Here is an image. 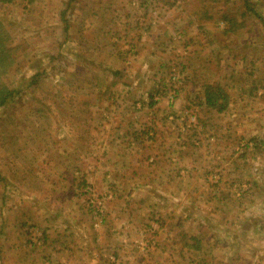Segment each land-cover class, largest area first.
<instances>
[{"label":"crops","instance_id":"crops-1","mask_svg":"<svg viewBox=\"0 0 264 264\" xmlns=\"http://www.w3.org/2000/svg\"><path fill=\"white\" fill-rule=\"evenodd\" d=\"M15 1L9 3L0 0V3L12 5ZM125 1L129 3V6L130 4H137V0ZM139 5L140 9L130 7L129 10L133 11L131 14L119 13V9L116 7L113 10H105L107 8H104L97 18H103V22L108 21L107 18L110 22L111 19H114L112 23L116 22V29L107 26L103 32L108 41L99 46V42L91 40L90 49L87 50L89 57L86 56V51L82 52V44L85 46V43H79L81 46L77 47L79 50L77 51V68L75 69L77 70V78L79 77L80 66L92 69L98 65L93 63L92 59L87 58H94L90 56L99 48H102V53L107 56L106 59L112 58L114 64L121 62L122 68L115 69H109L111 67L108 64H101L106 73L107 70H109V74L112 72L109 76L112 85L120 84L119 91H112V96L110 92L101 93V97L108 94L106 98L109 101L107 107L103 108V110L106 108L105 111L101 112L104 115H106V111L109 114L115 113L117 120H104L106 121L104 122L99 118L96 123L93 117L96 116L97 112L100 113V109L91 107L89 101H85L83 106L77 107V119L79 116L77 127L71 128V123L54 122L56 131H61L63 128L64 131L61 136L56 137L51 143L46 139L36 141L40 152H44L41 155L42 159L50 157L51 152L56 151L62 153L64 164L73 158L76 166L73 168L72 177L77 179V186L83 187L85 183L88 184L87 182H89L93 184L96 193L101 196L109 194L112 189L115 190L107 198L105 206L107 222L113 225L114 229L111 231L102 225L95 230L91 237L88 231L92 229V223L86 222V218L74 219L76 223L72 221L70 227L58 216L49 218V213L53 210L51 207L56 205L47 202L49 197L46 196L44 199L43 194L46 191L52 192V190L49 191L48 189V181H39L44 178H37L35 173L39 167L35 165L36 161L33 157L29 159L27 156V150L32 151V144L30 141L26 142L27 138H25L24 141L27 144L24 142L26 145L24 144L25 147L22 149L24 153L22 157L17 149H13L9 153H1H5L6 161L8 159L16 161L21 157L24 164L20 169H17L10 162L8 164L11 166L7 169L11 171L10 173L4 169V172L0 170V182L5 181L7 184L6 189L0 193L2 207L0 209V264H157L154 261L158 262L159 260L160 264H172L173 260H175L173 264H195V255L191 249L203 250L201 251L203 255H199L200 259L196 264H264V171L259 172L257 169L247 171L242 158L227 163L224 173L222 171L219 173V180L214 184L212 183L213 188H215L211 190L212 192L200 186L203 190L202 193L211 196V199L217 203L219 215L202 214L201 210H206L209 201L198 200L197 197L189 194V183L186 182L187 179H191L189 177L185 179V191L181 189L182 192L178 191L180 189H171L173 178L167 179L161 189L158 186L130 185V179H133L136 173L140 176L142 169L147 170L148 176H160L158 165L163 160L162 156L167 152L170 154L174 145L171 142L167 146V143L159 137L156 139V135L149 139L146 135L154 128L152 121L139 120L147 111L146 108L142 109L139 99L147 96L148 93L140 94L144 89L143 85L138 87L136 84L145 83L148 79H150L149 82L153 81L152 78L155 77L150 73L154 74V66L158 63V58L160 61L157 67H162L165 64L166 57H161V49L158 46L165 47L168 45L171 49L173 48L170 37L168 40L166 33L160 35L158 28L161 22L164 20L166 26L174 24V29L179 30L183 36L196 33L195 29L197 32H206L212 35V38L210 36L211 43L216 42L215 38L218 34L221 35L224 40L216 44V57L221 59V64L227 61V64L234 66L233 68L241 67L237 71L241 76L246 79L247 75L249 77L253 75L252 83H260L264 79V0H139ZM155 9L157 11L152 12ZM229 19H232L233 23H229ZM0 20L3 22L4 19L0 17ZM167 28L169 29V27ZM230 34H233V37L227 38L226 36ZM188 43L193 44L190 40ZM174 48L176 49V47ZM129 58L135 60V63L128 62ZM127 64L145 67L146 75L144 73L139 77L134 75L132 73L134 71L130 70ZM182 68L185 73L184 80L190 86L195 88L196 85H202L204 97L200 104L214 109L205 101V86H219V82H215L217 85L215 83V85L210 84L208 75L203 77V83L198 82L197 79L201 76L199 75V70L202 68L200 66H198V70L192 71L189 68V63H183ZM66 75L68 76V74ZM89 80L93 81L92 79ZM95 82L98 81L95 80ZM80 90L82 92L87 91L84 88ZM91 92L94 93L95 91L91 90ZM243 92L247 93L244 90ZM247 94L250 98L255 97L250 93ZM263 95L264 89L263 92L258 90L256 93V96ZM63 97L65 98L66 95ZM117 98L122 102V105L113 107ZM148 112L151 113V111ZM85 114L89 115V117L86 116L88 120L80 121L82 118L80 115ZM192 126L195 128L196 124L192 123ZM76 130L77 132H75ZM97 131H101L99 135H97L99 133ZM3 140L6 141L7 139L3 138ZM19 140H15V143ZM177 143L178 141L175 144ZM195 144L196 140H194L193 135L192 138L189 136L187 143H180L177 151L183 153V148H187L185 155L189 158L193 154L192 148ZM160 148H163L161 150L164 152L162 155L158 152ZM190 148L191 151L189 152ZM240 156H243L242 153ZM166 159L169 158L166 157ZM222 161L226 160L223 158ZM209 172L199 173L198 178H203V182H207L206 178H208ZM245 172H249L250 175L247 176ZM231 174L233 177L230 176ZM33 175L36 180H33ZM243 178L251 179L247 187L243 188L246 191L241 192L242 189L236 187H233L234 189L232 188L231 191L229 190L230 186L239 185ZM227 180H229L228 185L225 184ZM13 187L17 190V196L12 195L11 188ZM142 187L148 193L144 194L147 195L154 194V191L171 195L178 194V196L179 193L180 196L185 195L183 196L185 200L181 197L184 200L185 210L182 206L183 202L176 204L180 208L182 207L179 211L182 210L184 214L178 215L179 211L175 214L186 225L185 229H181L180 235H167L162 240L158 239L157 245L152 251L144 250L135 246L138 245L137 243H133L137 240L142 242L143 239L139 235L142 234L146 238L145 235L148 231L144 229L151 225L147 219L144 221L137 220L140 214L144 215L143 212L147 207L143 206L142 208L140 201L139 204H135L137 207H130L133 200H127L128 196L137 193V188L143 189ZM165 188L169 189L168 192ZM127 189L128 192H126ZM233 191H237L234 192L237 196L234 195ZM36 192L42 193L40 200H38ZM230 192L234 195L233 202L227 201L228 203L225 205L226 197H229ZM67 194L68 192L61 193L62 201ZM244 194H249L246 195V198L248 197L250 201L243 202ZM236 198H239L240 201L236 202ZM256 198L259 200L253 202ZM62 204L64 205V203ZM198 204L201 206H197L198 213L196 214L195 206ZM229 205L232 207H228ZM57 206L60 204L58 203ZM116 209H121V214L120 212L117 213ZM36 211L42 213L40 223L34 222L33 216ZM230 213V217H225L226 214ZM122 214L126 217L123 216L122 218ZM221 216H223L222 219ZM157 221H160V228H162L164 221L160 217ZM195 223H199L197 226L203 230L194 232ZM134 224L139 227L138 230H141V233L138 232L137 238L132 239L129 234H125V231L130 226L133 228ZM35 227L37 230L41 229L42 239H40V235L33 237ZM80 231H85V236L89 235V238H82ZM109 231L116 233L108 234ZM119 231L122 232L119 234ZM158 233L159 231H154L155 235ZM205 241L212 243L209 245L210 250H205V245H203ZM86 242H93V246L90 247ZM178 245L180 249H176ZM38 246L42 247L43 252L38 253V249L34 252L36 248H39ZM94 246L95 248L91 249ZM133 246L136 248H132ZM166 250H169L170 253L166 254ZM174 251H178L177 254H174ZM153 258L157 259L152 260Z\"/></svg>","mask_w":264,"mask_h":264},{"label":"rangeland","instance_id":"rangeland-1","mask_svg":"<svg viewBox=\"0 0 264 264\" xmlns=\"http://www.w3.org/2000/svg\"><path fill=\"white\" fill-rule=\"evenodd\" d=\"M114 7L119 9V13L127 14L133 12L129 10L130 7L140 9L139 0H137L136 5L130 4V6L125 0H16L12 5L0 3V17L4 19L3 23L7 26L12 39L11 45L16 49L15 53L17 54V64L4 76L8 87L16 92L15 98L5 107L0 108V170L4 169L10 173L11 171L7 170L11 166L8 164L10 162L17 169H20L24 164L21 158L24 155L22 149L27 144L26 142L30 141L32 151L27 150V156L29 159L33 157L36 161L35 165L39 167L35 174L38 179L44 178L39 181H48V189L49 191L52 190L49 193L45 190L44 199L47 196L49 197L47 202L56 205L51 207L53 210L49 213V218L58 216L68 227H70L72 221L75 222L74 219L86 218V222L92 223V229L88 231L91 237L95 230L102 225L105 229L111 231L114 229V226L107 222L105 206L107 198L115 190L110 189L109 194L101 196L96 193L93 184L89 182L83 187L77 186V179L72 177L73 168L76 166L73 158L65 162L66 167L62 162V153L57 151L51 152L50 157L42 159L41 155L44 152H40L36 141L46 139L51 143L56 137L61 136L64 130L61 128V131H56L54 122L71 123V128L77 127V121H79V116L77 119V107L83 106L85 101H89L91 107L100 109V113L97 112L96 116L93 117L95 122L99 118L102 121L117 120L115 113L109 114L106 111L107 117L101 112L105 111L106 108L104 110L103 108L109 104L106 98L108 94L101 97V93H104V91L106 93L110 92L112 96V91L118 92L120 89V84L112 85L109 77L112 72L109 74V70H107L106 73L101 64H108L111 67L109 69H115L122 68L121 62L114 64L112 58L106 59L107 56L102 53V48H99L92 52L90 57L94 58H87L92 59L93 63L98 64L97 66L92 69L80 66L78 78L77 70H75L77 68V51H79L77 47L81 46L79 43L86 44L85 46L82 44V52L86 51V56L89 57V51L87 50L90 49L91 40H96L97 43L99 42V46H102L105 41H108L103 33L106 27L111 26L116 29V22L112 23L114 19H111L110 22L107 18L108 21L103 22V18H97L104 8H107L105 10H113ZM156 11L157 9L152 10L154 13ZM258 23L261 24V22ZM66 26L68 27L66 28ZM158 30L160 35L166 33L168 40L170 37L173 48L171 49L168 45L165 47L158 46L161 49V57H166L165 64L162 67L158 66L160 67L158 68L157 65L160 61V58H158V63L154 66V74L150 73L155 77L152 78L153 81L149 82L150 79H148L145 83L136 84L138 87L143 85L144 89L140 94L148 93L147 96L139 99L142 109L146 108L147 110L139 120L152 121L154 128L152 127V131H149V134L146 135L149 139L156 135V139L159 137L167 143V146L171 142L174 145L171 146L170 154L167 152L162 156L163 160L158 165L160 176H148L147 170L142 169L140 176L136 173L133 179H130V185L158 186L161 189L167 179L173 178L171 189H180L178 191L182 192V190L185 191V179L189 177L191 179L186 181L189 183V194L197 197L198 200L209 201L206 210H201L202 214L219 215L217 203L211 199V196L202 193L201 188H207L208 191L212 192L211 190L215 189L213 184L219 180V173L221 171L224 173L227 163L237 158L243 159V165L247 171L250 169L253 171L257 169L259 172L264 171V95L256 96L258 90L263 92L264 79L260 83H252L251 78H253V75L251 77L247 75L245 79L237 72L241 67L233 68L234 66L227 64V61L221 64V59L216 57V44L222 42L224 37L219 34L216 38L214 37L216 42L212 43L210 42V36L212 38V35L206 32H197L196 29V33L183 36L179 30L174 29V24L166 26L164 20L159 25ZM226 37L232 38L233 34ZM189 40L193 44L188 43ZM191 46L193 47L190 49ZM128 62L135 63V60L129 58ZM183 63H189V68L192 71L198 70V66L202 67L199 70L201 76L197 79L198 82L203 83L202 80L205 75H208L210 84L219 82L218 85L228 94V106L225 110L218 112L215 108L211 109L200 104L204 97L202 85H196L194 88L184 80ZM127 65L130 70L134 71L132 72L134 75L138 77L143 73L146 75L145 67L142 68V66L135 64ZM35 74L36 78L34 80ZM95 80L98 82H95ZM154 81L155 83H153ZM81 88L87 89V91L82 92ZM91 90L95 92L93 93ZM243 90L255 97L250 98L249 94L244 93ZM63 95H66V97L64 98ZM117 105H122L119 98L114 101L113 107ZM148 111H151V113ZM86 116V114L80 115L82 117L80 121L83 119L87 121L89 115ZM192 123L196 124L195 128ZM189 125L191 126L189 127ZM97 132H99L97 134L99 135L101 131ZM192 135L196 140V144L192 148L193 154L187 158L185 155L187 148H183V153H179L177 150H179V144L187 143L188 137L191 136L192 138ZM3 138L7 140L5 141ZM25 138H27L26 142L24 141ZM18 139L20 140L15 143V140ZM177 141L179 144H175ZM13 149H17L21 159L19 158L16 161L8 159L6 161L4 154L11 152ZM162 149H158L161 155L164 153L161 151ZM3 152L5 153L1 154ZM31 152L33 154H30ZM238 153L239 156H237ZM241 153L243 156H240ZM218 156L220 157L217 158ZM166 157L169 159H166ZM223 158L226 161H222ZM220 162L222 163L219 164ZM207 171H210L208 178H206L207 182H203V178H198V174ZM245 173L247 176L250 175L249 172ZM230 176L233 177V174ZM33 180H36L34 175ZM229 180L226 181V185L229 184ZM250 182V178H243L239 185L230 186L229 190L231 191L233 187H236L241 188V192H244L246 190H243V188L247 187ZM6 185L5 181L0 182V193L6 189ZM137 190V193L128 196L127 200H133L130 207H137L135 204H139V201L142 208L143 206L147 207L143 212L144 215L140 214L137 220L144 221L147 219L151 222V225L149 224V228L144 229L148 231L145 235L146 238L142 234H138V232L141 233V230H138L139 227H136V224L133 228L130 226L126 229L125 234H129L132 239L137 238L138 235L141 236L143 241L136 239L137 241L133 243L138 245L135 246L152 251L155 249L158 239L162 240L167 235H180L182 233L181 229H185L186 225L183 224L181 218L175 216L182 208L176 204L183 202L182 206L185 210V197H183L185 195L180 196L179 193L178 196V194L171 195L157 191H154V194L147 195L148 193L144 188H137ZM165 190L168 192L169 189L165 188ZM8 191L10 193V189ZM128 191L127 189L126 192ZM11 192L12 195L17 196L15 187L11 188ZM65 192H68V194L62 201L63 196L61 193ZM36 193L38 200H40L42 193ZM234 195L237 196L236 193ZM234 195L230 192L229 197H226L225 205L228 202H233ZM246 195L244 194L242 197L243 202L250 201L248 197L246 198ZM235 200L236 202L240 201L239 198ZM258 200L259 198H256L253 202ZM58 203L60 206H57ZM197 206H201V204L195 206L196 214L198 213ZM228 207L232 206L229 205ZM116 210L117 213L120 212L121 214V209ZM181 214H184L182 210L178 212V215ZM123 216L126 217L122 214V218ZM230 216L231 213L226 214L225 217ZM41 217L42 213L36 211L33 216L34 222L40 223L42 221ZM159 217L164 221L162 228H160V221H157ZM222 217L220 218L222 219ZM197 224L199 223H195L194 229L192 228L194 232L202 229ZM190 226L192 227V224ZM111 231L108 234L116 233ZM154 231H159L158 235H155ZM121 232L119 231V234ZM208 233L211 232L208 231ZM33 234V237L40 235V239H42L41 229L37 230L35 227ZM80 235L82 238H89V235L85 236V231H80ZM86 244H89L90 247L93 246V242H86ZM211 244V242H203L205 250H210L209 245ZM38 247L34 252L37 249L38 253L43 252L42 247ZM94 248L95 246L91 249ZM176 249H180V246L178 245ZM191 251L195 255L194 261L196 264L200 259L199 255H203L201 252L203 250L191 249ZM177 252L174 251L173 253L177 254ZM165 253L168 254L170 251L166 250ZM156 259L153 258L152 260ZM154 262L160 264V260ZM174 262L175 260H173Z\"/></svg>","mask_w":264,"mask_h":264},{"label":"trees","instance_id":"trees-1","mask_svg":"<svg viewBox=\"0 0 264 264\" xmlns=\"http://www.w3.org/2000/svg\"><path fill=\"white\" fill-rule=\"evenodd\" d=\"M1 1L10 3L13 0ZM229 23H233V20L229 19ZM5 26L0 20V108L11 102L15 98L16 92L14 89H10L4 80V76L17 64L16 49L11 45V36L8 33L7 26ZM35 78L36 74L34 80ZM205 101L207 105L221 112L228 106V94L220 86L206 85Z\"/></svg>","mask_w":264,"mask_h":264}]
</instances>
